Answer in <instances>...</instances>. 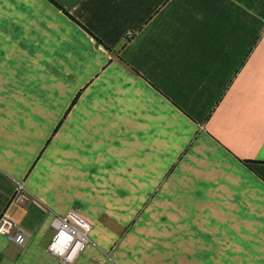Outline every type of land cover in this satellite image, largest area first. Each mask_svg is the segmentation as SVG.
Returning <instances> with one entry per match:
<instances>
[{"label":"crops","instance_id":"crops-1","mask_svg":"<svg viewBox=\"0 0 264 264\" xmlns=\"http://www.w3.org/2000/svg\"><path fill=\"white\" fill-rule=\"evenodd\" d=\"M70 210L71 264H264V0H0V264Z\"/></svg>","mask_w":264,"mask_h":264},{"label":"built area","instance_id":"built-area-1","mask_svg":"<svg viewBox=\"0 0 264 264\" xmlns=\"http://www.w3.org/2000/svg\"><path fill=\"white\" fill-rule=\"evenodd\" d=\"M15 194L19 200L28 198L20 183L17 184ZM53 220L55 231L47 244L48 250L60 257L61 264H70L88 244L91 225L74 210L64 215L57 214ZM0 234L7 236L18 245L24 244L28 237L26 229L6 213L0 215Z\"/></svg>","mask_w":264,"mask_h":264},{"label":"rangeland","instance_id":"rangeland-1","mask_svg":"<svg viewBox=\"0 0 264 264\" xmlns=\"http://www.w3.org/2000/svg\"><path fill=\"white\" fill-rule=\"evenodd\" d=\"M89 237H90V233H89ZM71 264V263H70Z\"/></svg>","mask_w":264,"mask_h":264}]
</instances>
